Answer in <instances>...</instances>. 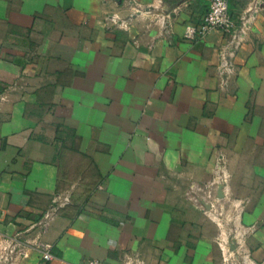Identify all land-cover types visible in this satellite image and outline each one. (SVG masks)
I'll return each mask as SVG.
<instances>
[{
  "label": "crops",
  "instance_id": "crops-1",
  "mask_svg": "<svg viewBox=\"0 0 264 264\" xmlns=\"http://www.w3.org/2000/svg\"><path fill=\"white\" fill-rule=\"evenodd\" d=\"M207 11L0 0V264H264V0Z\"/></svg>",
  "mask_w": 264,
  "mask_h": 264
},
{
  "label": "built area",
  "instance_id": "built-area-1",
  "mask_svg": "<svg viewBox=\"0 0 264 264\" xmlns=\"http://www.w3.org/2000/svg\"><path fill=\"white\" fill-rule=\"evenodd\" d=\"M208 3V11L197 25H188L185 27L183 37L185 40L193 41L202 38L210 32L216 31L223 35H231L237 29V23L231 18L228 11V0H206ZM55 199L53 203H56ZM44 228L45 224H39ZM15 245V239L9 240ZM41 258L45 262L52 260V245L43 243L39 246ZM84 264H101L97 260H88Z\"/></svg>",
  "mask_w": 264,
  "mask_h": 264
},
{
  "label": "rangeland",
  "instance_id": "rangeland-1",
  "mask_svg": "<svg viewBox=\"0 0 264 264\" xmlns=\"http://www.w3.org/2000/svg\"><path fill=\"white\" fill-rule=\"evenodd\" d=\"M193 194V196L195 197V199H196V201L198 202V203H196V204H198L199 205V196L197 195V193H192ZM209 197H210V195H209ZM211 199V198H210ZM231 224V223H230ZM233 230V231H232ZM231 234L234 232V228L233 229H231Z\"/></svg>",
  "mask_w": 264,
  "mask_h": 264
},
{
  "label": "water",
  "instance_id": "water-1",
  "mask_svg": "<svg viewBox=\"0 0 264 264\" xmlns=\"http://www.w3.org/2000/svg\"><path fill=\"white\" fill-rule=\"evenodd\" d=\"M232 250H233V248H232Z\"/></svg>",
  "mask_w": 264,
  "mask_h": 264
}]
</instances>
